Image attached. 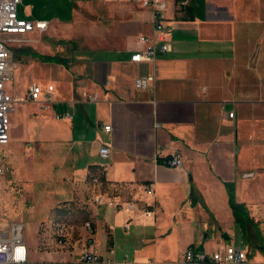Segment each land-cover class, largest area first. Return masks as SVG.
I'll use <instances>...</instances> for the list:
<instances>
[{"label":"crops","instance_id":"1","mask_svg":"<svg viewBox=\"0 0 264 264\" xmlns=\"http://www.w3.org/2000/svg\"><path fill=\"white\" fill-rule=\"evenodd\" d=\"M24 1L21 16L49 27L45 42L35 30L28 46L12 45L7 89L17 102L7 145L20 140L18 108L39 110L40 134L32 139L40 144L47 194L56 185L63 195L68 182L77 194L90 193L92 230L84 227L85 237L93 236L115 264H123L122 256L128 264H180L188 249L212 254L227 245L264 262V0H189L194 19H186L185 5L164 0L170 31L157 30L152 11L136 0ZM143 35L171 50L158 51L153 62H133L144 50ZM55 57L63 62L48 60ZM148 76L150 87L139 89L138 79ZM17 79H26L23 90ZM34 84L55 87L49 107L25 100ZM65 112L72 118H57ZM31 125L27 132L37 122ZM103 145L110 146L108 158L100 155ZM176 153L183 168L163 164ZM227 183L248 211L245 227L236 221ZM145 184H153V194L139 189ZM99 193L137 208L96 206ZM179 238L183 251L171 257Z\"/></svg>","mask_w":264,"mask_h":264},{"label":"rangeland","instance_id":"2","mask_svg":"<svg viewBox=\"0 0 264 264\" xmlns=\"http://www.w3.org/2000/svg\"><path fill=\"white\" fill-rule=\"evenodd\" d=\"M26 4L24 1L20 5V16ZM41 5L42 3L39 1L38 6ZM35 36L39 41H46L45 33H37ZM30 40L29 34L18 36L17 41L13 43L15 44L14 49L28 46ZM52 48L56 49L55 46ZM14 61L17 65L20 64L18 58H15ZM36 76L40 77L41 73L37 72ZM25 83L26 79H17L16 89L23 90ZM32 109L33 107H25L24 104L16 112V116L20 118L17 129L20 140L15 148L11 147V144L0 145V165L6 167L5 174L0 175V229H7L11 223H18L24 227L25 242L29 248L31 261L75 263L81 251L87 248L89 237H85L87 234L84 229L86 221L84 222L83 218L87 216L86 214H92L90 205L92 196L88 192L77 194V190L69 182L65 185L63 195H57L59 188L52 184L49 187V194H47L48 182L42 173L44 164L41 159L40 144L38 138L32 139L33 136L40 134L38 128L41 127L42 113L38 110L36 114H33L35 111ZM28 114L32 115L34 120L28 119ZM31 122L35 124L37 122V126L35 125L32 131L27 132L26 125L29 123L32 127ZM52 166L54 172L55 164ZM224 225L226 226L227 223L222 224L223 227ZM61 228L65 232L69 231L71 235L69 242L65 238L64 246H61L57 241V235ZM247 239L250 241L251 238L247 236ZM212 240V246H214L216 239ZM185 243L181 238L177 242H173L171 257L172 255L179 257ZM124 259L125 256H122L118 261L123 263ZM126 260L131 262V258Z\"/></svg>","mask_w":264,"mask_h":264},{"label":"built area","instance_id":"3","mask_svg":"<svg viewBox=\"0 0 264 264\" xmlns=\"http://www.w3.org/2000/svg\"><path fill=\"white\" fill-rule=\"evenodd\" d=\"M23 0H0V145L5 146L10 141L11 114L15 111L17 99L8 91V82L14 79L13 50L12 45L17 41L18 36H25L35 30L40 33L45 32L49 27V21H30L20 16L19 7ZM144 7L152 11V18L155 28L159 31H170L164 26V12L167 10V3L164 0H136ZM189 0H184L180 4L186 5ZM159 39H163L160 37ZM144 44V50L132 56L133 62H153L158 51L167 52L171 50L170 44H163L158 47L156 39L143 35L140 37ZM152 76L139 78L137 86L139 89H147L153 81ZM55 87L50 85L46 91L39 84H34L28 92L25 100L27 102H39L43 107H49L54 100ZM90 99L95 100L96 96ZM230 117L234 113L229 114ZM57 118H72L69 112L57 115ZM157 126H160L159 124ZM106 131L111 130V126L103 125ZM100 155L108 158L111 155L109 145L100 148ZM164 165L172 168H183L184 161L181 153H176L167 158ZM6 167L0 165V175H4ZM97 181V179H95ZM139 189L146 194H153V184L139 186ZM96 206L106 205L115 212L123 210L135 211L136 202L119 203L103 193L96 195L94 199ZM150 209L144 210V215L150 216ZM85 228L92 230L90 222L85 223ZM129 228V225L126 226ZM58 243L65 245L66 232L63 228L57 235ZM0 264H115L111 256L104 257L93 236L87 239V248L83 249L75 263L72 262H34L30 260L29 248L25 242L24 227L18 223H11L7 229H0ZM123 264H128L124 261ZM180 264H264L255 262L248 256L246 250L241 246L227 245L223 251L212 254H203L193 249H188L182 256Z\"/></svg>","mask_w":264,"mask_h":264},{"label":"trees","instance_id":"4","mask_svg":"<svg viewBox=\"0 0 264 264\" xmlns=\"http://www.w3.org/2000/svg\"><path fill=\"white\" fill-rule=\"evenodd\" d=\"M184 0H176L177 3H181ZM181 10L185 11L187 13L186 19H194V7L187 4L185 6H181ZM48 60L51 61H57V62H63V60H61L60 58H48ZM227 187H228V191H229V196H230V204L233 210V213L235 215L236 221L242 226L245 227L248 223L251 222V219L249 217L248 211L246 209V207L244 206V204L238 203L235 200V196H234V184L233 183H227ZM87 216H85L83 218V221H88L89 215L86 214Z\"/></svg>","mask_w":264,"mask_h":264}]
</instances>
